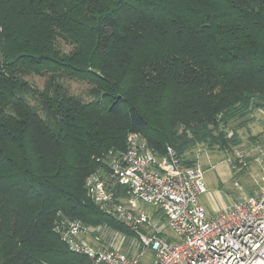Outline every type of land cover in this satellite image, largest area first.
I'll use <instances>...</instances> for the list:
<instances>
[{
  "label": "trees",
  "instance_id": "obj_1",
  "mask_svg": "<svg viewBox=\"0 0 264 264\" xmlns=\"http://www.w3.org/2000/svg\"><path fill=\"white\" fill-rule=\"evenodd\" d=\"M31 73L48 74L43 88ZM63 76L90 80L92 97ZM258 109L264 0H0V264H94L58 229L136 237L87 187L130 132L193 165L200 144H239Z\"/></svg>",
  "mask_w": 264,
  "mask_h": 264
},
{
  "label": "built area",
  "instance_id": "obj_2",
  "mask_svg": "<svg viewBox=\"0 0 264 264\" xmlns=\"http://www.w3.org/2000/svg\"><path fill=\"white\" fill-rule=\"evenodd\" d=\"M108 164V174L87 178L89 195L136 237L127 241L115 233L109 238L101 227L71 220L58 231L72 250L94 264H143L147 248L153 252L149 264H264V185L211 215L200 202L207 192L203 165L183 164L171 147L159 155L133 131L126 150L109 152ZM111 180L126 187L127 198H115Z\"/></svg>",
  "mask_w": 264,
  "mask_h": 264
},
{
  "label": "rangeland",
  "instance_id": "obj_3",
  "mask_svg": "<svg viewBox=\"0 0 264 264\" xmlns=\"http://www.w3.org/2000/svg\"><path fill=\"white\" fill-rule=\"evenodd\" d=\"M64 47L69 46L64 44ZM47 77V73H31L26 76L29 82L37 88H43ZM60 81L68 86L71 93L87 100L92 97L90 88L93 83L90 80L63 76ZM28 97L32 103H37L32 95L28 94ZM257 114L258 116L262 114L259 109L253 113L254 121L236 130L240 143L232 145L229 150L200 144L192 152L191 158L200 162L204 167L207 192L200 196V202L208 214H217L229 208L232 206L233 199L239 197L236 200L238 201L253 194L264 185V120L257 121ZM259 134L263 136L257 137ZM254 137L257 139H253ZM217 191L222 193L219 200L215 199ZM229 193L231 196L235 195V198L229 196ZM143 206L150 212L153 210L148 204H143ZM153 213L159 216L162 222L166 221L163 213L156 209ZM152 253V249L147 248L142 255V260L150 261Z\"/></svg>",
  "mask_w": 264,
  "mask_h": 264
},
{
  "label": "crops",
  "instance_id": "obj_4",
  "mask_svg": "<svg viewBox=\"0 0 264 264\" xmlns=\"http://www.w3.org/2000/svg\"><path fill=\"white\" fill-rule=\"evenodd\" d=\"M259 110L261 111L262 114H259V116H258V114H257V116H258V118L256 117V118H257V121H258V120L263 121V120H264V109H259ZM254 119H255V118H254ZM254 119H253V121H254ZM252 123H253V122H252ZM258 190H259V189H258ZM258 190H256L254 193H256ZM254 193H253V194H254ZM221 194H222L221 192L217 191V196L215 197V199L219 200V199L221 198ZM232 194H233V193H232ZM201 195H202V194H201ZM229 196H231L230 193H229ZM231 197H232V198H235V195H232ZM238 198H239V197H238ZM238 198H237V199H238ZM237 199H233L232 204H233ZM150 257H151V258H150V261H148V262L142 260V261H143V264H149V263L151 262V260H152V255H150Z\"/></svg>",
  "mask_w": 264,
  "mask_h": 264
}]
</instances>
